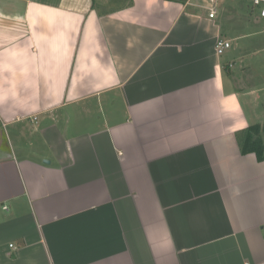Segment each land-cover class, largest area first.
<instances>
[{
  "label": "crops",
  "instance_id": "0c3cea01",
  "mask_svg": "<svg viewBox=\"0 0 264 264\" xmlns=\"http://www.w3.org/2000/svg\"><path fill=\"white\" fill-rule=\"evenodd\" d=\"M209 6L0 0V264H264V19Z\"/></svg>",
  "mask_w": 264,
  "mask_h": 264
},
{
  "label": "trees",
  "instance_id": "16d2710c",
  "mask_svg": "<svg viewBox=\"0 0 264 264\" xmlns=\"http://www.w3.org/2000/svg\"><path fill=\"white\" fill-rule=\"evenodd\" d=\"M236 137L242 155L253 154L259 162H264V123L249 126Z\"/></svg>",
  "mask_w": 264,
  "mask_h": 264
},
{
  "label": "built area",
  "instance_id": "2783aa9c",
  "mask_svg": "<svg viewBox=\"0 0 264 264\" xmlns=\"http://www.w3.org/2000/svg\"><path fill=\"white\" fill-rule=\"evenodd\" d=\"M220 0H209L210 19H215L218 9L217 5ZM254 7L259 8L260 17L264 19V0H246ZM233 47V43L228 40L218 39L215 45V49L218 55H223L227 50ZM15 249V247L11 246Z\"/></svg>",
  "mask_w": 264,
  "mask_h": 264
},
{
  "label": "rangeland",
  "instance_id": "374dc122",
  "mask_svg": "<svg viewBox=\"0 0 264 264\" xmlns=\"http://www.w3.org/2000/svg\"><path fill=\"white\" fill-rule=\"evenodd\" d=\"M241 1V0H240Z\"/></svg>",
  "mask_w": 264,
  "mask_h": 264
}]
</instances>
